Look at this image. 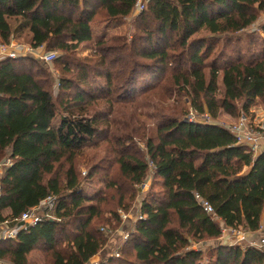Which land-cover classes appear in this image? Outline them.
Masks as SVG:
<instances>
[{"label": "trees", "instance_id": "obj_1", "mask_svg": "<svg viewBox=\"0 0 264 264\" xmlns=\"http://www.w3.org/2000/svg\"><path fill=\"white\" fill-rule=\"evenodd\" d=\"M136 1L0 0V43L25 34L33 48L63 53L53 61L60 68L56 97L46 63L34 54L0 61V163L12 159L0 175V223L55 196V219L42 218L14 240H0V261L29 264L30 254L42 248L45 264H87L108 246L97 221L113 212L106 207L109 194L96 202L85 195L77 152L95 146L101 136L97 115L89 113L99 92H117L118 85L132 91L146 72L156 79L151 89L161 80L168 88L162 97L173 103L153 116L154 136L145 138V153L118 139L119 176L107 188L121 193L118 203L150 179L159 192L141 198V219L127 220L124 254L98 264H202L207 250V264H264L261 251H241L218 239L222 226L254 232L264 222V151L252 156L214 121L219 110L237 118L257 103L264 109V38L255 40L259 51L252 58L210 68L206 63L218 43L212 38L253 25L264 13V0H148L132 21L129 47L124 35L94 32V24L129 16ZM260 29L264 34V24ZM87 43H94L93 52L74 57ZM219 74L223 88L217 98ZM188 112L207 114L209 121H190ZM96 168L89 167L86 178ZM196 195L213 213L203 210ZM199 242L210 246L190 248Z\"/></svg>", "mask_w": 264, "mask_h": 264}, {"label": "rangeland", "instance_id": "obj_2", "mask_svg": "<svg viewBox=\"0 0 264 264\" xmlns=\"http://www.w3.org/2000/svg\"><path fill=\"white\" fill-rule=\"evenodd\" d=\"M134 14L136 15L127 19L122 18L111 20L107 24V26H103V24L101 23L99 25L94 24L93 30L95 33H101L99 32L100 30L104 31L103 33H105L108 38L124 35V37L126 38V43L129 47L130 37L133 31L132 21L139 13L135 11ZM261 25L262 24L255 21L253 25L247 27L246 29H243L242 31L215 35L212 40H216L218 41V43L211 51L209 57L206 60L209 68L211 66V63L222 65L223 63L235 61L238 57L247 59L255 56L259 51L258 46L255 44V40L264 38V34L260 29ZM202 34L207 35L204 32ZM17 39V42L27 44L25 34ZM106 43L109 44L111 42ZM44 48L48 51H56V58H60L63 54L62 51L57 49H49L45 46ZM93 50L94 43L82 44L80 48H78L77 52L74 53V57L83 59L85 56L90 55ZM144 63L147 62L145 61ZM44 68L45 77L49 79L51 83V92L53 96L56 97L59 91L57 79L60 76V68L59 66L54 65L53 62L50 64H46ZM209 68L206 67L204 69V74L202 77L203 79L205 76V79L207 80ZM155 80L148 76L146 72H144L138 79V83L136 82L135 85H131V88H134L132 89V91L129 90L130 86H127L124 89L123 85H118L117 92H115V90L108 93L105 90H101L99 92L100 96H98V98L94 101V107L90 108V115H97V119L101 123V128H99L98 131L101 136L99 138H96L95 146L91 145L77 152V173L81 181V185H83L85 195L92 198L93 201L96 202L97 197H101V195L104 193L107 195L109 194L106 200V207H110V209H113V212H105L103 214L102 219L106 221H97V228L99 229L98 231L101 232L100 228H104V232L101 233L102 236L107 240L106 243L109 245L107 247H104V249L99 251L98 254L94 256L95 259H97V263L105 259L107 260V258L112 255V250L114 249L112 247L113 245H115V242L111 240L114 239L113 237H118L117 233L120 229L128 228L130 226V224H128V221L125 222L121 218V215L125 213L128 218L127 220L132 223V220L136 219V212L138 210L139 201L141 200V198L145 194L147 195L150 192L155 193V195H157V193L159 192L158 186H151L153 180L150 179L143 191L138 190L136 192V190H133L134 188H131L132 190L130 191V195L134 193V197L131 198L126 195L124 200L121 203H118V197L121 193H115L114 189L116 188H107L108 182L116 180L119 176L117 165L114 162L118 157V154L115 151H117L118 149L121 150V147H123L122 145H120L121 142L127 145V147H133L132 151L145 153V138L148 135L152 137L154 136V124L157 120H155L153 116L158 113L162 107L168 109L173 103L172 98L170 100H167L166 98L162 97L165 90L168 88L167 86H160L159 83L161 82V80L159 81L157 86H155L156 88L153 87V89H151L150 85L151 83H154ZM217 86L218 90L216 97L220 98L223 88L221 84V74H219L218 76ZM121 88L124 89V91L118 90ZM174 88L175 87H173L172 89ZM127 89L128 91H126ZM126 97L127 99L123 100ZM121 99L123 100V102H120ZM177 99H181V97L178 96ZM181 101L185 102L187 101V99ZM181 101L179 103L180 107H182ZM255 107L262 108V106L258 103L255 105ZM185 108L187 109V111L190 108V105L187 102L185 104ZM59 113L62 112L60 111ZM168 113L171 112L166 110V114ZM214 121L222 126L231 125L236 121V117L222 110H219L218 116L216 119H214ZM105 137L108 141H111L110 144L105 143ZM118 139H120L121 142H119ZM93 165L97 167V172L90 179H88L86 178L88 168L92 167ZM112 174H114V176L111 178ZM120 184L121 183H117L116 186L118 188H124L125 190L129 189L128 185L124 186L123 183L121 185ZM136 196L140 197L137 198ZM117 240V246H119V254L120 256H122L124 254L122 252L123 245L121 246L120 238H117ZM199 243L201 244V242ZM208 246H210V242H207L203 246V250H205ZM43 250L41 248V251L38 250L31 253L29 256V264H45L47 262V256ZM208 254L209 250H207L203 255V258L201 259L202 264H207V261L209 260ZM1 264L9 263L8 261L3 260L1 261Z\"/></svg>", "mask_w": 264, "mask_h": 264}, {"label": "built area", "instance_id": "obj_3", "mask_svg": "<svg viewBox=\"0 0 264 264\" xmlns=\"http://www.w3.org/2000/svg\"><path fill=\"white\" fill-rule=\"evenodd\" d=\"M147 1L148 0H137L133 7V10L139 13L142 10L146 9ZM257 22L260 24H264V13L260 15V17L257 19ZM30 54H34L37 58H39L46 64L52 63L57 57L56 51H47L45 50L44 46L33 48L30 44H21L15 42L14 40H11L8 44L0 43V61L7 57L17 58L19 56ZM188 119L190 121H209L207 114H205L204 116H199L192 112L189 113ZM224 127L234 137L235 145L245 148L249 153H251L252 156L258 155L259 153L264 151L263 108L254 106L249 110L247 114H239L235 122H233L231 125H225ZM11 164L12 159L10 157H6L0 163V170L2 171L3 167L10 166ZM147 183L141 184L139 191H143L147 186ZM196 199L200 202L201 207L206 213H213V208L207 201L200 199V197H198L197 195ZM54 208L55 196L49 195L37 206L22 212L18 217L3 221L2 223H0V240H14L18 232L24 231L29 226L35 225L36 223L41 221L42 218L55 219ZM136 213V219H131L132 222L141 219L142 216L140 212V206L138 207ZM121 218L124 221H127L128 219L125 213L121 215ZM100 230L104 232L103 227H101ZM129 234V231L125 228L119 230V232L117 233V238H120L121 244L129 238ZM117 238L115 240H111L115 242V245H113L112 247L114 248L111 255L113 257L119 256V246H117ZM218 239L223 244L237 246L241 251H245L247 248H254L264 253V223H261L258 230L254 232L244 230L240 226H222L221 234ZM190 248H201L202 250L203 246L198 243V245H191Z\"/></svg>", "mask_w": 264, "mask_h": 264}, {"label": "crops", "instance_id": "obj_4", "mask_svg": "<svg viewBox=\"0 0 264 264\" xmlns=\"http://www.w3.org/2000/svg\"><path fill=\"white\" fill-rule=\"evenodd\" d=\"M134 10L132 9V11H131V13H130V15L129 16H127V17H125L126 19L127 18H129V17H133L134 15H136V14H134ZM1 173V172H0ZM7 210L4 212L5 214H7ZM262 223H264L263 221H262ZM91 263H97V259H95V257L93 256L89 261H88V263L87 264H91Z\"/></svg>", "mask_w": 264, "mask_h": 264}]
</instances>
